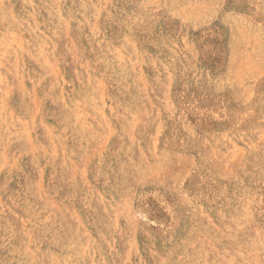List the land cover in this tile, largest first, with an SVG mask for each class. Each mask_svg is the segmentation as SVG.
<instances>
[{"label": "rangeland", "instance_id": "obj_1", "mask_svg": "<svg viewBox=\"0 0 264 264\" xmlns=\"http://www.w3.org/2000/svg\"><path fill=\"white\" fill-rule=\"evenodd\" d=\"M0 264H264V0H0Z\"/></svg>", "mask_w": 264, "mask_h": 264}]
</instances>
